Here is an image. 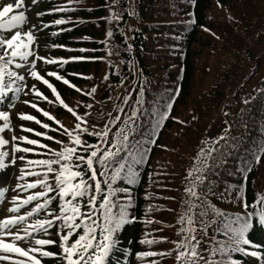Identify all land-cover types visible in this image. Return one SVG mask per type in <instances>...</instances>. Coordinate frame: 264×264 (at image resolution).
<instances>
[{"label": "trees", "instance_id": "obj_1", "mask_svg": "<svg viewBox=\"0 0 264 264\" xmlns=\"http://www.w3.org/2000/svg\"><path fill=\"white\" fill-rule=\"evenodd\" d=\"M58 8L70 10L56 11ZM29 11L39 56L56 60L88 58L70 62L63 69L36 62L39 73L84 119L81 127L87 132L80 134L81 139L101 150L116 151L112 145L117 134L122 129L129 134L127 147L113 159V167L131 166L135 182L129 183L127 177L119 179L114 187L122 191L113 199L121 206L131 199L128 213L135 220L120 229L119 243L106 264H179L176 244L185 240L187 234L180 229L188 225L178 221L186 213L195 221L192 227L197 229L194 235L200 241L198 250L207 259L211 250L226 240L217 230L222 228L224 217L216 216L211 208L225 217L246 216L257 211V198L264 195V74L250 91H246L245 75L253 48H264V0H38ZM57 19L66 23L55 25ZM81 48L86 51H79ZM200 62L204 65L201 70ZM8 70L17 69L9 66ZM48 71L58 72L83 92H90L93 87L96 92L84 95L48 77ZM35 82V88L52 104L32 93L27 99L29 105L35 103L75 135L78 121L55 100L50 89ZM21 94L8 92L0 97V109L19 104ZM29 107V115L50 129H57L46 130L31 122L34 125L30 128L44 130L54 138L32 139L48 144L53 153L65 145L73 146L63 128ZM165 114L168 118L162 120ZM218 118L222 123L215 126ZM104 130L109 133L107 142L95 135ZM57 140L62 142L60 147ZM91 150L95 149L88 151ZM37 159L56 157L36 156ZM94 168L97 173L104 171L99 164H94ZM197 168L201 171L197 172ZM33 170L43 173L46 168ZM111 173L112 169H108ZM199 176L203 183L197 180ZM40 178L26 176L23 182ZM54 179L49 174V182L54 184ZM98 179L103 181L106 177L98 175ZM192 187L197 197L187 193L186 189ZM102 188L108 191L103 183ZM29 190L32 195L43 189ZM241 190L242 199L238 198ZM189 202L196 207L189 209ZM245 204L249 207L245 208ZM58 205L57 198L49 209L58 212ZM201 212L206 215H198ZM38 218L51 217L42 212ZM252 219L248 238L261 247L246 250L258 251L264 257V227L259 225L257 216ZM58 230L53 227L50 235L38 236L56 241L45 250L56 253L57 258H41L42 264H63L58 258L62 254ZM145 240L154 243H141ZM148 252L171 254L140 257ZM222 258L227 259L212 257ZM231 258L238 264H264V259L235 252Z\"/></svg>", "mask_w": 264, "mask_h": 264}, {"label": "snow or ice", "instance_id": "obj_2", "mask_svg": "<svg viewBox=\"0 0 264 264\" xmlns=\"http://www.w3.org/2000/svg\"><path fill=\"white\" fill-rule=\"evenodd\" d=\"M33 4L38 0H32ZM24 0H16L15 5L8 4L2 10H0V33H5L17 29L10 38H3L0 36V49L3 50V54L0 55V97H3L8 92L19 94L23 91L24 75H18L16 71H9V66H14L15 69H24L25 64L28 65L27 73L35 81L43 83L48 89L51 90L55 100L59 102L75 119L78 123L74 126V131L69 130L59 121L50 115L47 111L40 109L35 103L30 104L37 112L50 121H53L63 128L64 134L69 138L70 144L73 146L65 145L60 151L54 152L53 155L56 159H26L24 155H17L19 153H33V147H20L17 143L11 145V163L15 165L16 161H23L27 167L20 169L18 179H25L26 176L41 177L35 182L26 183L23 185L18 184L17 189H23L27 191L29 189L42 188V191L35 192L32 195H28L24 199H20L18 196L12 198V202L15 206L8 209L9 213L17 214L8 218L0 220V261H8L9 264H25V260L30 264H42L41 258H57V254L51 251L45 250L47 246H54L56 241L51 239L38 238L40 234L50 235V230L53 227H58L57 235L59 236V247L61 249V255L59 259L63 261V264H106V261L110 258V253L113 252L119 243L118 236L120 229L127 224L134 222L135 218L129 217L128 209L132 206L131 199H129L127 205H119L113 199L117 193L122 191L118 187H114L117 181L123 177L128 178L129 183L135 182V173L132 172L131 166L120 164L118 168L113 167V159L119 156L120 151L127 147L126 142L129 140L128 132L123 129L117 134V140L113 143V148L101 150L96 145H90L81 139V133L87 132L86 129L81 127V124L85 123L84 119L77 114V112L69 107L65 101L61 98L57 89L49 82L44 76H42L37 70V61H42L46 65H58L63 69L65 65L73 61L88 59L85 57H72L71 59H47L36 54L34 46L36 44V36L32 30L21 31L22 26L26 23L25 12L20 10L24 8ZM14 9L17 10L14 12ZM67 8H58L56 11H67ZM39 15V14H38ZM66 21L64 19L55 20V25H63ZM48 27V25H43ZM57 35V33H53ZM111 32L108 33L110 37ZM87 39V37L85 38ZM63 47V46H55ZM71 51L70 49H68ZM79 51L84 52L85 49L81 48ZM32 58L31 60L29 58ZM95 59V58H92ZM23 63H19L16 61ZM48 77H54L56 81L62 82L69 88H73L76 91L82 92L84 95H92L96 92V88L93 87L90 92H83L81 89L76 88L75 85L58 74L55 71H48L46 73ZM72 75L80 76L79 73H72ZM84 79H90L89 77H82ZM107 79V76L105 77ZM21 82V83H18ZM33 94L41 99L47 100L49 105L52 104V100H48L46 96L39 90L32 87ZM91 107V105H88ZM169 109L172 107L171 103L167 106ZM22 121L35 122L40 127L56 131L57 129H50L48 124L41 123L33 115L21 114L18 117ZM168 116L162 115L161 119H167ZM0 133H4L5 130H10L11 122L10 116L6 111H0ZM21 130L25 133H32L36 137H41L46 140H53L52 136L46 133L35 131L29 127H22ZM88 135L93 133L88 132ZM108 131L95 133L100 139L108 137ZM13 142L19 141L25 145L35 146L39 148H47V145L42 144L37 139H29L27 136H12ZM60 144L61 141H55ZM9 145V140L0 135V149ZM119 145V147H118ZM81 149L83 152H87V155L81 154L78 151ZM89 149H95L88 151ZM50 151V150H49ZM99 153V154H98ZM41 155L40 153H36ZM10 156L8 151H0V170H5L9 165L6 164V158ZM94 164H99L104 171L97 173L94 168ZM54 165L58 167H53ZM86 166V167H85ZM34 167L46 168V171L41 173L34 171ZM108 169H112L111 175L108 174ZM197 172L201 169L197 168ZM90 173V175H88ZM49 174L54 175V184L49 182ZM100 177H106L103 181L98 179ZM192 176V173H189ZM200 183H203V177H197ZM102 183L108 189L107 192L102 188ZM4 189H0V202L5 199ZM126 191V190H123ZM187 193L192 197H197L195 187L186 189ZM55 193V196L50 195ZM99 197V199H98ZM243 197L241 190L240 199ZM59 199V211L53 212L49 209L50 204ZM35 203V206L31 211L27 212V215H19L20 209L26 205ZM42 201V202H40ZM257 204L260 207L255 212H249L246 216L237 215L235 217H225V214L219 212L215 208H211L212 213L218 217H224L222 221V228H218V231L226 236V240L219 242L218 247H214L207 259L198 250L200 241L196 239L194 233L197 232L192 225L195 223L192 215L187 213L181 216L178 223L187 224V227L180 229L181 233L187 234L185 240L176 244V260L179 264H199V261L203 260L204 264H238V261L231 258L233 252L246 256L256 257L264 259L260 256L258 251H247V247L260 248V245L254 244L249 238L248 233L253 228V215L258 217V223L261 227H264V195L257 198ZM196 207V205L189 202V209ZM245 208L249 207L247 204ZM87 209L85 211L84 209ZM119 210L114 212L113 209ZM45 213L46 216L51 218L40 219L38 218L41 213ZM198 215L203 216L206 213L201 212ZM36 216L35 220L31 218ZM97 221H103V223H97ZM201 223H204L201 221ZM99 229V238H97V230ZM76 239L73 240L72 237ZM21 243L34 244L36 247H21ZM141 243H147L151 245L154 243L152 240L141 241ZM23 257L25 260H12V255ZM171 253H155L148 252L140 254L143 256H167ZM220 255L221 257H227V259L214 260L213 256Z\"/></svg>", "mask_w": 264, "mask_h": 264}, {"label": "rangeland", "instance_id": "obj_3", "mask_svg": "<svg viewBox=\"0 0 264 264\" xmlns=\"http://www.w3.org/2000/svg\"><path fill=\"white\" fill-rule=\"evenodd\" d=\"M15 3H16V0L15 1L0 0V10H2L8 4L15 5ZM30 4L31 3L29 0H24L25 6L23 9H20V10L25 12L26 23L22 26L21 29H18V30H21V31L32 30L33 31L32 26L30 25V16H29V10H28ZM15 11H17V10L14 9V12ZM10 34H12V31L0 33V36H3V38L7 39V38H10ZM37 53L40 54L41 51L37 50L36 54ZM29 59L31 60L32 58L30 57ZM16 62L23 63V62H20L18 60ZM40 62L41 61H37V64H39ZM203 67H204V65L202 64V62H200L199 63V69L201 70ZM27 68H28V65L25 64L24 69H18V75H24L25 80L22 82L24 87H23L22 94L19 97L20 103L15 105L13 108H11L9 110L10 122H11L12 126H11L10 130H5L4 133H0V135H2L4 138L9 140V145L5 146V148H3V149H0V151H8L10 153V156L8 158H6V160H7L6 164H8L9 166L5 170H0V189L6 190L4 201L0 202V220L8 218L12 215H17V214H13V213L8 212V209L10 207L15 206L12 202L13 197L18 196L20 199H24L28 195H30V193H29L30 190L24 191L23 189H19V190L17 189L18 184H20V185L26 184L25 182H23V180L18 179V177L20 174V169L26 168L27 165L23 161H19V160L16 161L15 165H13L11 163V145H12V143H17L20 147H28L27 145H25L19 141L13 142L11 140V137L12 136H17V137L27 136L29 139L33 138L32 133H25L21 130V128L22 127H29L30 128L32 125H34V123H31L30 121H22L18 118L21 114H27V115L30 114V113H28L30 111V107H29V103H28L27 99L29 96L31 97V95L33 93L32 92V86L36 84L35 80L30 75H28ZM263 74H264V48H262V46H256L253 48L252 60L249 63L248 67L246 68V72H245V75L248 77V83L246 86L247 87L246 91H250L252 88H254V86L258 83V81L261 79ZM199 82H201V81H199ZM195 90H196V88H194V91ZM191 93L195 94L192 91H191ZM2 123L3 122L0 121V124H2ZM220 123H222V119L218 118V120L214 124H215V126H218ZM215 129H217V127ZM40 132L43 133L44 130H42ZM221 132H222V130H221ZM61 144L62 143L57 144V146L60 147ZM45 145H47V148H39V147H35V146H30V147L34 148L33 153H28V154L19 153L17 155H24L26 157V159H32V160H35L36 156L37 157H44V156L52 157L53 155H51V153H53V152L50 150L51 146H49L48 144H45ZM60 150H61V148L58 151H60ZM36 153H40L41 155H37ZM29 205H26L23 208H21L20 213H18V214L19 215H27V212L30 211V209L29 210L27 209V207ZM32 218H34V217H32ZM20 246L24 247V248H28L30 246L36 247L34 244H29V243H21ZM11 259L12 260H25V258L15 256L14 254L11 256ZM0 264H9V262L8 261H0ZM25 264H30V262L25 260Z\"/></svg>", "mask_w": 264, "mask_h": 264}]
</instances>
